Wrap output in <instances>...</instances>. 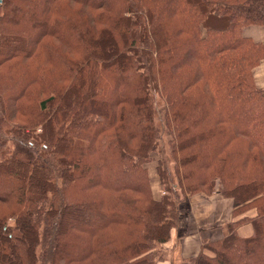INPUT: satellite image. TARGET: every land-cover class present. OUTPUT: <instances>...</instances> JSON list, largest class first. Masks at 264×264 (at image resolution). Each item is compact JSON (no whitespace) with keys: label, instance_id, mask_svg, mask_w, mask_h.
Segmentation results:
<instances>
[{"label":"trees","instance_id":"1","mask_svg":"<svg viewBox=\"0 0 264 264\" xmlns=\"http://www.w3.org/2000/svg\"><path fill=\"white\" fill-rule=\"evenodd\" d=\"M248 25L264 0H0V264H157L183 191L235 207L193 264H264Z\"/></svg>","mask_w":264,"mask_h":264},{"label":"crops","instance_id":"2","mask_svg":"<svg viewBox=\"0 0 264 264\" xmlns=\"http://www.w3.org/2000/svg\"><path fill=\"white\" fill-rule=\"evenodd\" d=\"M263 30L261 26L248 25L243 33L256 41H263ZM254 77L257 86L264 88V59L255 68ZM234 208L233 199L218 192L190 195L187 206L181 209L178 227L167 243L173 250L167 259L157 264H193L190 260L200 253L204 241L221 239L226 233L228 223L233 220ZM244 230L250 232V228Z\"/></svg>","mask_w":264,"mask_h":264},{"label":"rangeland","instance_id":"3","mask_svg":"<svg viewBox=\"0 0 264 264\" xmlns=\"http://www.w3.org/2000/svg\"><path fill=\"white\" fill-rule=\"evenodd\" d=\"M255 26H258V25H255ZM261 29H264V27L263 26H261ZM259 35V34H258ZM262 37H263V39H264V30H263V33H262ZM264 41V40H263ZM156 109H157V123L159 124V125H162V108H163V106H164V104H163V100H162V97L161 96H157L156 97ZM156 161H153V162H151V163H149V167H150V169L152 168V171L156 174V169H155V167H156ZM172 166H173V164H172ZM156 179H157V183H155V185H157V192H158V195L159 196H163L165 193H166V188H164L163 186H161L160 185V182H159V178H158V176H157V174H156V176H154ZM214 186L215 187H219V182H218V180H215L214 181ZM214 187V188H215ZM178 188V190L181 192V189L179 188V187H177ZM184 193H182L181 192V197H182V201H181V203H182V205L181 206H183V207H185V206H187V203H188V200H186L188 197H189V192H186V191H183ZM168 193H170V192H168ZM171 194V193H170Z\"/></svg>","mask_w":264,"mask_h":264}]
</instances>
